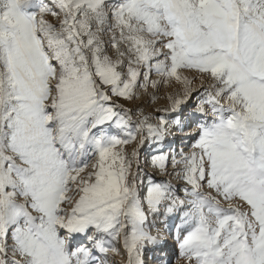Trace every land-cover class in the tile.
<instances>
[{
	"label": "snow or ice",
	"instance_id": "1",
	"mask_svg": "<svg viewBox=\"0 0 264 264\" xmlns=\"http://www.w3.org/2000/svg\"><path fill=\"white\" fill-rule=\"evenodd\" d=\"M141 68L185 96L180 70L211 81L198 108L210 119L177 162L191 185L180 255L264 264V0H0V264H108L95 250L117 253L119 240L127 264H143L157 238L129 180L138 152L121 146L144 121L133 131L113 100L132 98ZM166 194L153 184L149 209Z\"/></svg>",
	"mask_w": 264,
	"mask_h": 264
},
{
	"label": "rangeland",
	"instance_id": "2",
	"mask_svg": "<svg viewBox=\"0 0 264 264\" xmlns=\"http://www.w3.org/2000/svg\"><path fill=\"white\" fill-rule=\"evenodd\" d=\"M49 19L53 23L56 22L54 17H49ZM140 71L142 74L138 77L137 86L133 89L132 98L124 99L113 97V100L127 111V116L131 120L129 128L133 131H135V125L138 121H144L142 131L136 133L135 140L121 147H123L126 155L130 158L132 152H138V156L133 158L129 180L131 181L133 176L135 177L137 196L147 216L145 231L150 235L159 237L164 234V230L169 234H174L178 232L180 227L185 226L182 229L188 228L185 224L184 214L190 210L188 201L191 197L187 195L185 189H188L190 192L191 185L183 178L184 164L177 162L181 161L183 156L193 151V144L195 139L198 138L196 135L198 125L204 120L210 119V116L206 117L200 113L198 108L201 106V101L205 98L202 95L203 89L210 87L211 81L195 70H180L181 75L186 76L191 81L189 86L190 95L185 96V85L183 83L177 82L175 79H169L165 82L164 78L160 77L154 70L149 74V81L146 82L143 73L147 69L141 68ZM151 81H159V83L154 87ZM170 97L183 101L175 111H173V99H170ZM205 108L207 109L208 106L205 105ZM119 110L117 109V111ZM161 118L163 119L161 120ZM148 125H152L154 128L161 129L162 131L159 135H152L148 132ZM102 128L108 135H115L121 139L125 138V132L115 123L109 122L103 125ZM167 134L176 136V141L172 149H167L166 145H164L163 138ZM142 137L143 142H141ZM158 157H164L162 162L163 167L159 166V163H153ZM170 159L173 160L171 163ZM95 160L96 158L94 156L88 158L89 169L95 163ZM167 165L171 169L178 167L177 173L172 179H170L171 176L169 173L163 174ZM162 177L168 178L165 179ZM178 182L183 183L182 186L179 187ZM153 184H161L167 189L166 198L161 201L157 211H151L147 203L148 189ZM201 191H208L206 184ZM181 201L184 203L181 204ZM168 207H172L173 209L172 212H168L169 214L174 215L178 212L175 218L177 223L175 224V221H173L175 225H169L168 222H165L168 220L165 217ZM74 244L87 245L88 241L84 239L83 235H78ZM148 244L146 243L145 246H148ZM114 246L118 249V252H109L107 257L98 250H95V253L100 259L106 258L108 264H127V253L123 248L122 240L115 241ZM168 247V255L163 259L164 261L161 260L160 256H158V259H155L158 261L157 264H194V261L189 262L180 255L178 243L173 245L171 242ZM146 252L148 251L144 247L141 255L143 264H146L144 261H148L151 264V255L147 259ZM169 252L171 255H169Z\"/></svg>",
	"mask_w": 264,
	"mask_h": 264
},
{
	"label": "bare ground",
	"instance_id": "3",
	"mask_svg": "<svg viewBox=\"0 0 264 264\" xmlns=\"http://www.w3.org/2000/svg\"><path fill=\"white\" fill-rule=\"evenodd\" d=\"M175 141H176V136L173 138V137H168V138H163V142H164V145H166V148L167 149H172V147H173V145H174V143H175ZM173 160L172 159H170V163L172 162ZM165 172L163 173V174H168L169 173V175L171 176V178L170 179H172V178H174L175 177V175H176V173H177V170H178V167H176V169H171L170 168V166L169 165H167L166 167H165ZM162 178H168V177H162ZM178 184H179V187L180 186H182V184L183 183H181V182H178ZM177 213L178 212H176L174 215H171V214H169L168 212H166V214H165V217H167L168 218V220L167 221H165V222H168L169 223V225H173L174 224V222L173 221H175V218L177 217ZM165 220V219H164ZM150 223H152L151 221H149ZM146 223H147V221H146ZM177 222L175 221V224H176ZM174 224V225H175ZM188 229V228H187ZM187 229H184V231H183V233L181 234V238H180V240H178V244H179V242L183 239V237H184V235H186V231H187ZM163 235H161V236H159V237H157V236H155V235H152V236H155L156 238H157V242L156 243H149L148 244V246L146 245L145 247H146V250L148 251V252H146V256H147V259H148V256L150 255V253L152 252V253H155L156 251H159V256L161 257V260H163V259H165V257H166V255H168V251H167V249L169 248L168 246H170V244H171V242L173 243V245H175V241H174V237L171 235V233L169 234V233H167V231H163ZM169 237H171L170 239H169ZM168 239V240H167ZM158 242H162V244H158ZM160 247V248H159ZM171 248V247H170ZM154 254H152V256H153ZM169 255H171V253L169 252ZM158 259V258H157ZM164 261V260H163ZM157 262L158 261H156V260H153V257H152V260H151V264H157Z\"/></svg>",
	"mask_w": 264,
	"mask_h": 264
}]
</instances>
